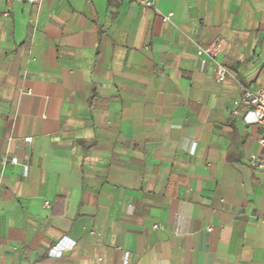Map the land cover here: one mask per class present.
<instances>
[{
  "label": "crops",
  "instance_id": "1",
  "mask_svg": "<svg viewBox=\"0 0 264 264\" xmlns=\"http://www.w3.org/2000/svg\"><path fill=\"white\" fill-rule=\"evenodd\" d=\"M150 1L0 0V264H264V0Z\"/></svg>",
  "mask_w": 264,
  "mask_h": 264
},
{
  "label": "built area",
  "instance_id": "2",
  "mask_svg": "<svg viewBox=\"0 0 264 264\" xmlns=\"http://www.w3.org/2000/svg\"><path fill=\"white\" fill-rule=\"evenodd\" d=\"M8 2L22 1L30 4H37L38 0H7ZM139 3L149 6L150 0H137ZM167 19V17H164ZM224 40L221 37H216L205 47H197L196 56L200 59L201 64L210 63L214 78L220 82L224 80L227 74V69L223 63L219 61V55L222 51ZM241 100L243 102L244 119L246 122L257 123L264 127V88L255 87L246 89L242 92ZM237 104V102H235ZM29 140V138H26ZM258 143L264 145V134L258 138ZM11 163H16V158L9 159ZM250 166L262 170L264 169V158L250 155L247 159Z\"/></svg>",
  "mask_w": 264,
  "mask_h": 264
},
{
  "label": "trees",
  "instance_id": "3",
  "mask_svg": "<svg viewBox=\"0 0 264 264\" xmlns=\"http://www.w3.org/2000/svg\"><path fill=\"white\" fill-rule=\"evenodd\" d=\"M113 1L119 2V0H108V3L111 4Z\"/></svg>",
  "mask_w": 264,
  "mask_h": 264
}]
</instances>
